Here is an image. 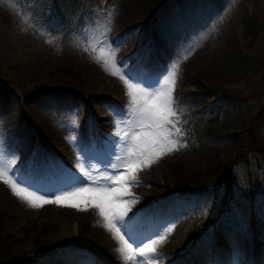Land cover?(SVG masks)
Wrapping results in <instances>:
<instances>
[{
	"label": "rangeland",
	"instance_id": "374dc122",
	"mask_svg": "<svg viewBox=\"0 0 264 264\" xmlns=\"http://www.w3.org/2000/svg\"><path fill=\"white\" fill-rule=\"evenodd\" d=\"M158 1L0 0V166L16 171L19 187L54 200L76 182L71 172L80 187L119 188L112 173L130 178L128 158L148 135L137 89L152 96L173 89L176 115L164 135L177 149L137 163V183L117 191L128 214H138V237H164L155 254L140 255L135 244V255L119 251L105 227L96 251L75 224L55 226L57 204L42 210L13 200L0 180V262L254 264L261 255L264 264V154L236 160L251 119L264 111V0ZM136 65L144 84L128 88L120 74ZM76 123L79 139L91 133V146L85 137L71 146ZM256 126L264 147V118ZM39 160L65 177L50 191L54 176L31 172ZM228 165L230 196L221 205ZM96 202L89 192L60 205Z\"/></svg>",
	"mask_w": 264,
	"mask_h": 264
},
{
	"label": "snow or ice",
	"instance_id": "6c2138e0",
	"mask_svg": "<svg viewBox=\"0 0 264 264\" xmlns=\"http://www.w3.org/2000/svg\"><path fill=\"white\" fill-rule=\"evenodd\" d=\"M107 63V62H106ZM113 67L116 68L115 62H113ZM119 68H123V65H119ZM108 71V69H105ZM141 66L136 65L124 69L120 74V79H122L128 88L132 87L129 81L136 84H144V80L141 78ZM111 75L116 76L117 71H111ZM175 73H173L172 83L174 84ZM126 77V79H125ZM159 78H157L158 82ZM148 87V85H145ZM144 99L140 105L141 117L148 122L147 136H140L138 143L144 145L140 148L139 152H133L132 156L128 158V163L125 166L129 179H126L124 175H116L115 172L112 173V178L115 184L119 185V188L114 186H108L101 188L99 185H93L89 187H80L79 184L82 183L79 177H75V174L69 172V175L73 176L75 183H70L64 188L57 189V191L63 192V195H56L54 200H45L42 196H37L35 192L27 191L26 187H19L18 184L22 183V179L17 175L15 170H11V175L9 170L0 166V180H2L6 185H8L13 193V195L19 197L21 200L28 203L30 207L37 208L43 204L55 203L60 205L62 200H72L82 196L84 193L94 192L97 196V201L94 207L98 210V215L105 221L104 227L108 231L114 234V238H117L119 243L123 245V248L118 249L121 252L127 250L128 253H133V245L139 249V254L144 255L146 252L149 254L156 253V245L160 244L164 237L161 236L160 240H154L151 236L145 235L143 238L136 235L137 225L139 223V218L137 213H132L129 215V209L122 207L126 201L122 196L116 195L117 191H124L126 193V187L132 186L137 183L135 179V173L138 171L136 168L137 163L143 164L147 160L148 164L155 163L159 158V155L164 154L165 150H177L176 148H171L170 144L174 143L171 141V133L167 136L164 135V130L171 123V118L176 115L173 109V89L169 87L167 91L161 92L157 96L149 95L144 92L143 89L136 90ZM107 143H113L111 138H108ZM159 154V155H158ZM83 155V152H81ZM87 160V157H85ZM99 163H105L104 161H98ZM111 164L109 159L107 165ZM34 167H40V165H33ZM75 187V191H69V188ZM54 194V193H53ZM130 202H135L130 201ZM66 207L77 208V210H86L79 208L76 204L63 205ZM162 231V229H161ZM171 232L172 229L168 228ZM153 235H160V231L154 232ZM150 241V242H148ZM143 244V247L140 245ZM131 259V256L127 257ZM159 259V257H156ZM89 264H94V262H89Z\"/></svg>",
	"mask_w": 264,
	"mask_h": 264
},
{
	"label": "bare ground",
	"instance_id": "6f19581e",
	"mask_svg": "<svg viewBox=\"0 0 264 264\" xmlns=\"http://www.w3.org/2000/svg\"><path fill=\"white\" fill-rule=\"evenodd\" d=\"M136 32L139 33L138 31H136ZM78 113L79 112H77L76 117L79 116L80 113L79 114ZM77 125L78 124L76 123V125L73 126V129H75V131H77V133L75 134L73 132V135H72L73 139L70 140L71 146L73 148H75L76 145L78 143H80V140H82L83 137H85V139H84L85 144L91 146L92 142H93V139L91 137V133H89L87 131V128H86L85 134L80 133L81 139H79L78 138L79 133H78V128H77L78 126ZM83 127H86V126L83 125ZM36 165H40V167H34V169L31 168L32 169L31 172L33 173V176H35V174H41V173L45 174L47 172H48L49 176H54V180L51 183L48 181V186L46 189L49 191H50V187H55L56 185H60L61 181H63L65 178L64 175L62 174V171H59V167H57V166H51L50 169H47L46 165L41 163L40 160H39V163H37ZM115 194L118 195V192H116ZM10 197L14 200L13 193ZM15 202H16V200H15ZM94 204L92 207L86 208V212L76 211L72 208L63 206V205H67L66 203L58 205V206H56V208L58 209V213L55 217V220H54L55 223L54 224H55V226L59 225V227L61 229H69V226L71 223L75 224V227H76L79 235H81V237L83 236L82 237L83 241H85L86 244L88 243L89 245H91V248L93 247L97 251L101 245V242H102V236L104 233V226L103 225H104L105 221L98 215V210L94 207ZM51 205H52V203L51 204H43L39 208L42 210H45L47 208H50ZM156 220L158 221L157 226L158 227H159V225L161 226L162 224L159 223L160 219L157 218ZM143 222H144L143 227L144 226L146 227V219L145 218H144ZM91 248H90V250H91ZM94 249H92V251H95ZM164 249H168V247L164 246ZM157 250L158 249H156V252H158ZM164 253H172V252H171V250H166ZM235 253H237V252H235ZM196 259H198V258H196ZM262 260H263V257H261V255H260L259 257H256L254 259L253 263L254 264H263ZM225 263H227V262L225 261ZM126 264H129V263H126ZM181 264H186V263L181 262ZM190 264H194V262H191Z\"/></svg>",
	"mask_w": 264,
	"mask_h": 264
},
{
	"label": "trees",
	"instance_id": "16d2710c",
	"mask_svg": "<svg viewBox=\"0 0 264 264\" xmlns=\"http://www.w3.org/2000/svg\"><path fill=\"white\" fill-rule=\"evenodd\" d=\"M156 2L158 3L159 1L156 0ZM263 112L260 111L256 116H254L250 122L251 126L246 128L247 134H246L245 144H244L243 149L241 150V152L239 154V157L236 159L237 161L240 160L246 164V163H248V157H247L248 153L264 154L263 144L255 136V128L257 127L256 123L264 118V114L261 115V113H263ZM231 165H228L225 168V170H224L225 172H224L222 178L220 179V182L224 188L223 194L221 196V205L225 204L228 200V197L230 196V190H231L230 189V172L228 170H230ZM0 264H23V261L21 260V256H15V257H11V258L7 259L4 262H0Z\"/></svg>",
	"mask_w": 264,
	"mask_h": 264
}]
</instances>
